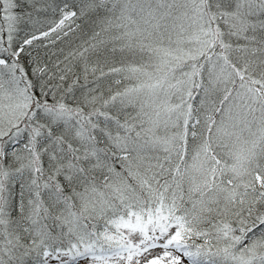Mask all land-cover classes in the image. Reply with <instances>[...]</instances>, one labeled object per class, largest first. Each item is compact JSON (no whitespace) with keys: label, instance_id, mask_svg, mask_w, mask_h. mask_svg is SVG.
<instances>
[{"label":"snow or ice","instance_id":"1","mask_svg":"<svg viewBox=\"0 0 264 264\" xmlns=\"http://www.w3.org/2000/svg\"><path fill=\"white\" fill-rule=\"evenodd\" d=\"M0 264H264V0H0Z\"/></svg>","mask_w":264,"mask_h":264}]
</instances>
